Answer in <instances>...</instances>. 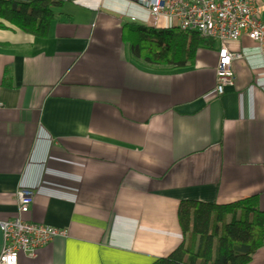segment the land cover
<instances>
[{
	"label": "crops",
	"instance_id": "1",
	"mask_svg": "<svg viewBox=\"0 0 264 264\" xmlns=\"http://www.w3.org/2000/svg\"><path fill=\"white\" fill-rule=\"evenodd\" d=\"M10 2L12 0H0ZM264 22V0H254ZM40 38L0 17V221L66 231L17 264H153L182 242V201L257 196L264 211V59L247 38L215 95L220 41L184 67L134 60L123 26L178 28L128 0L53 8ZM203 39V38H202ZM2 237L0 233V249ZM246 264H264V239Z\"/></svg>",
	"mask_w": 264,
	"mask_h": 264
},
{
	"label": "trees",
	"instance_id": "2",
	"mask_svg": "<svg viewBox=\"0 0 264 264\" xmlns=\"http://www.w3.org/2000/svg\"><path fill=\"white\" fill-rule=\"evenodd\" d=\"M71 1H0V17L42 38L55 15L53 8ZM123 29L133 59L156 66L190 65L196 50L206 44L197 33L178 28L124 25ZM177 216L182 242L167 258L153 264H246L264 239V211L259 209L257 196L223 205L182 201Z\"/></svg>",
	"mask_w": 264,
	"mask_h": 264
},
{
	"label": "built area",
	"instance_id": "3",
	"mask_svg": "<svg viewBox=\"0 0 264 264\" xmlns=\"http://www.w3.org/2000/svg\"><path fill=\"white\" fill-rule=\"evenodd\" d=\"M139 4L154 15H168L180 21L178 29L197 33L200 37L220 41L215 66V95H222L235 85L233 63L240 53L228 47L229 41L240 37L254 43L264 59V22L256 14L254 0H128ZM18 216L0 221L2 245L0 264H17L18 254L32 258L54 238L65 237L63 229L26 221L34 192L28 188L16 190Z\"/></svg>",
	"mask_w": 264,
	"mask_h": 264
},
{
	"label": "clouds",
	"instance_id": "4",
	"mask_svg": "<svg viewBox=\"0 0 264 264\" xmlns=\"http://www.w3.org/2000/svg\"><path fill=\"white\" fill-rule=\"evenodd\" d=\"M194 33V32H193ZM202 38V37H201ZM204 39V38H203Z\"/></svg>",
	"mask_w": 264,
	"mask_h": 264
},
{
	"label": "rangeland",
	"instance_id": "5",
	"mask_svg": "<svg viewBox=\"0 0 264 264\" xmlns=\"http://www.w3.org/2000/svg\"><path fill=\"white\" fill-rule=\"evenodd\" d=\"M183 236V235H182Z\"/></svg>",
	"mask_w": 264,
	"mask_h": 264
}]
</instances>
